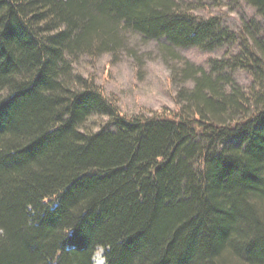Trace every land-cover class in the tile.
Segmentation results:
<instances>
[{"label": "trees", "instance_id": "trees-1", "mask_svg": "<svg viewBox=\"0 0 264 264\" xmlns=\"http://www.w3.org/2000/svg\"><path fill=\"white\" fill-rule=\"evenodd\" d=\"M128 33L157 41L175 107L125 113L75 68ZM191 46L226 50L203 66L175 50ZM99 247L105 264H264V0H0V264Z\"/></svg>", "mask_w": 264, "mask_h": 264}, {"label": "rangeland", "instance_id": "rangeland-1", "mask_svg": "<svg viewBox=\"0 0 264 264\" xmlns=\"http://www.w3.org/2000/svg\"><path fill=\"white\" fill-rule=\"evenodd\" d=\"M245 10L249 14H254L255 11L249 6H245ZM238 17L237 10L231 11L226 16V22L232 27H237ZM127 41L115 56L110 53H103L96 58L83 56L75 68L86 76L94 75L96 82L107 94L117 99L120 109L125 113L140 110L159 111L175 107V87L171 82L170 68L157 41L144 40L134 33L127 34ZM175 50L186 59L204 66L209 56L223 54L226 47L211 51L195 46L176 47ZM236 77L243 84L249 82V77L244 71L237 72ZM92 124L91 120L87 121L88 127ZM97 253L103 254L104 249L97 248L92 258L93 263L95 258L98 259Z\"/></svg>", "mask_w": 264, "mask_h": 264}, {"label": "bare ground", "instance_id": "bare-ground-1", "mask_svg": "<svg viewBox=\"0 0 264 264\" xmlns=\"http://www.w3.org/2000/svg\"><path fill=\"white\" fill-rule=\"evenodd\" d=\"M96 256H98V259L95 258L97 261L94 259V261H95L94 263L95 264H104V258H103L104 255L102 253H97Z\"/></svg>", "mask_w": 264, "mask_h": 264}]
</instances>
